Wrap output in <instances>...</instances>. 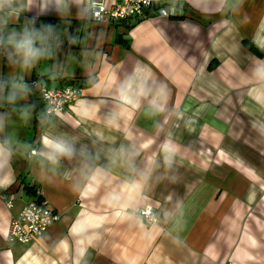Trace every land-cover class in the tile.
<instances>
[{"label":"crops","instance_id":"crops-1","mask_svg":"<svg viewBox=\"0 0 264 264\" xmlns=\"http://www.w3.org/2000/svg\"><path fill=\"white\" fill-rule=\"evenodd\" d=\"M92 3L69 0L62 11L32 0L20 21L51 24L57 57L24 73L0 58V74L23 75L32 89L16 103L35 106L23 117L0 96V141L12 151L0 178L13 177L1 188L12 205L0 198V264H264V78L255 74L264 0H228L223 10L219 0H181L180 15L132 25L94 22ZM71 21L81 33L67 47ZM38 80L80 85L82 95L45 116ZM161 87L168 98L158 112ZM43 136L76 151L53 165L40 154ZM167 142L179 147L171 166ZM31 201L58 219L34 241H8L11 217ZM146 206L155 222L137 214Z\"/></svg>","mask_w":264,"mask_h":264},{"label":"clouds","instance_id":"clouds-1","mask_svg":"<svg viewBox=\"0 0 264 264\" xmlns=\"http://www.w3.org/2000/svg\"><path fill=\"white\" fill-rule=\"evenodd\" d=\"M55 6L62 11H67L69 0H53ZM73 3L81 4L85 0H72ZM95 2V0H93ZM202 3L210 4L211 0H202ZM228 3V0H219L220 8ZM32 10V0H0V50L2 56L0 58L12 68L20 69L21 73L28 72L36 68L41 61L54 60L61 48L62 41L56 29L51 24L42 23L39 27L36 26L37 17H26L23 22L20 21V16ZM93 16L99 18L98 5L97 11L93 12ZM74 39H70V43H75ZM43 73H41L42 75ZM255 74L264 78V66L255 69ZM42 81L35 82V86L39 87ZM31 87L27 81L23 79V75L18 78L4 77L0 74V96H3L7 103L15 105L23 117H27L33 110L32 104H17L19 100H27ZM126 102L131 103L127 97H123ZM168 93L166 88L161 87L158 93V99L152 101V107L162 112L164 105L167 103ZM47 114L51 113V109L45 110ZM5 115L0 114V131H3ZM255 128V124L253 125ZM260 134H264V129H256ZM42 144L45 151L40 154L51 164L59 163L61 157L71 159L75 148L66 140L61 138H53L43 136ZM9 141L6 139L0 141V171L6 167H10V159L12 151L8 147ZM126 162L131 163L132 153L120 150ZM164 163L171 166L174 157L179 151V147L171 142H167L163 148ZM98 174L99 170H98ZM13 182L11 172L0 178V188H6ZM142 185L135 184L133 189H138Z\"/></svg>","mask_w":264,"mask_h":264},{"label":"built area","instance_id":"built-area-1","mask_svg":"<svg viewBox=\"0 0 264 264\" xmlns=\"http://www.w3.org/2000/svg\"><path fill=\"white\" fill-rule=\"evenodd\" d=\"M181 0H114L109 6L100 2L92 3V20L94 22H123L135 23L146 19L152 15L172 18L180 15ZM99 18L93 16L97 11ZM42 100L45 104V110L51 109V113L45 116H51L63 111L82 95L80 85H65L59 88H46L40 86ZM0 198L6 201L10 207V200H6V195L0 188ZM137 214L147 223L156 221L154 210L151 206H146L137 211ZM58 219L56 214L46 203L40 201H31L26 203L17 216L10 219L8 241H18L29 243L41 237L48 227ZM231 264V263H226Z\"/></svg>","mask_w":264,"mask_h":264},{"label":"trees","instance_id":"trees-1","mask_svg":"<svg viewBox=\"0 0 264 264\" xmlns=\"http://www.w3.org/2000/svg\"><path fill=\"white\" fill-rule=\"evenodd\" d=\"M123 22L125 24H127V25H132L133 24V23H130V22H127V21H123ZM80 33H81V23L78 22V21H71L69 34L67 35L66 46L67 47L73 46L75 43H70V39H74L75 41H78Z\"/></svg>","mask_w":264,"mask_h":264}]
</instances>
